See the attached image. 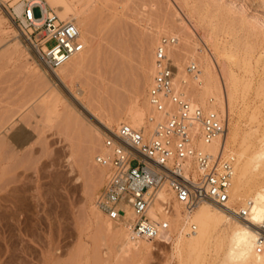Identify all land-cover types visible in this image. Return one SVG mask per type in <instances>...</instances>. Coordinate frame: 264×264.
Wrapping results in <instances>:
<instances>
[{
  "label": "rangeland",
  "instance_id": "rangeland-1",
  "mask_svg": "<svg viewBox=\"0 0 264 264\" xmlns=\"http://www.w3.org/2000/svg\"><path fill=\"white\" fill-rule=\"evenodd\" d=\"M8 3L15 8L14 3ZM84 10V23L86 27L88 25L87 32L90 34L87 55L91 57L69 81V91L60 80L53 79L56 81L54 82L52 76L43 81L37 69L42 65L25 40L20 41V54L11 53L15 41L14 34L21 31L17 22L0 7V104L15 101L16 105L22 102L24 107L26 106L29 118L24 128L29 137L22 151L31 149L30 152L35 154L32 156L35 158L34 162L30 152H26L32 158L29 157L27 160L30 162L26 163H31L34 168L32 165L28 166L29 169L25 172L28 176L23 175L25 177L21 176L20 180L31 177L23 179L31 182V179L41 181L53 177L51 169V173L45 170L48 173L44 175V171L39 170L37 166L46 159L50 162L58 153L57 156H61L52 159L58 160V163L54 162L55 165L51 168L53 172L54 168L58 170L60 163L67 171L63 178L65 182L52 189L51 198L47 196V190L40 191L43 195L41 194L38 202L42 203L43 207L39 204L36 209L24 211L19 215L16 213L15 216L13 208L11 210L8 206H2L3 202L0 203V264H65L68 261L75 263L79 257L78 251L81 252L85 245H88L92 254L90 264L97 263L94 261L99 259L103 235L108 228L106 224L114 226L119 223L118 220H109L95 206L96 195L105 184L108 169L98 165L94 155L103 149L102 139L105 133L117 125L112 123L111 128L107 129L101 119L112 113L111 111L122 110L137 89L140 91L139 101L146 100L153 76V73H148L144 78V71L148 66L147 57L153 56L155 45L163 36L176 37L179 42L177 30L169 29L170 23L176 22L179 17L176 13L190 15L198 35L191 36L190 42L196 43L199 52L204 55H207V49L214 52L217 67L220 68L222 62L232 82L236 83L233 111H228L225 119H228L227 128L235 124L241 134L246 135V144L239 149L229 146L223 152L233 157L235 171L237 152L243 151L244 157L252 156L249 163L251 170L246 184L243 185L245 191L256 181L264 179V157L254 156L255 153L264 152V149H261L264 146V0H123L122 6L116 5L113 0H98L93 4L89 2ZM34 14L38 16L37 9ZM152 27H160V32L153 35ZM52 45L53 41L48 43L49 47ZM167 56H170L172 65L175 64L177 68L172 53H167ZM184 58L178 59V64L186 70L190 61L187 57ZM187 75L189 78L192 76L190 73ZM71 91L72 95L69 94ZM17 96L20 98L16 100ZM195 106L206 109L200 104ZM214 111L225 115L218 104ZM148 115L149 113H146V116ZM70 116L77 120L74 121L77 126L67 128ZM91 128H96L99 133V142L94 146L88 144L90 139L87 130ZM72 142L82 153L78 154V149L70 147ZM43 147H46L44 153L34 151L42 150ZM253 165H257V168L254 169ZM23 166L18 167L15 172L24 171ZM2 171L3 166L0 172ZM41 175L42 178L39 177ZM97 175L99 178L95 179ZM0 180L2 181V178ZM93 180L94 184L91 186ZM246 194L240 199L232 200L236 208L244 206L243 203L248 199ZM175 204V201L172 202L171 207ZM179 207L184 212L180 205ZM70 225L75 226V244L70 246V250L63 252L61 259L54 257L53 246L59 243L61 231L67 229L66 227L70 228ZM215 232L223 234L220 230ZM116 241L114 239L109 243V260L106 264H216L213 244L200 249V252L197 250L198 253L195 251L196 254L192 253L193 256L191 254L190 257L183 245H176L175 236L169 242L154 240L149 251H131L125 254L121 253L120 243ZM96 257L97 259H94Z\"/></svg>",
  "mask_w": 264,
  "mask_h": 264
},
{
  "label": "bare ground",
  "instance_id": "bare-ground-1",
  "mask_svg": "<svg viewBox=\"0 0 264 264\" xmlns=\"http://www.w3.org/2000/svg\"><path fill=\"white\" fill-rule=\"evenodd\" d=\"M4 1H11L12 3H14L16 5L15 10L17 14L21 12L22 8H21V3H18L19 0H4ZM102 1L110 2L112 0H102ZM113 1L116 5L121 4L122 6L123 0H113ZM46 2L52 8L55 9V11L57 12L58 16L61 19L71 20L76 23V25L81 31V40L84 44V49L82 52L73 56L68 62L60 66L54 72L51 73L47 72L42 66H38L37 69L40 72V74L38 75L43 77V81L44 79L47 80V77L52 76L51 78L52 80L53 79L60 80L63 84H65L67 89H69L70 91V86L68 85L69 81L78 71H80L90 61V57H91V55L90 57L87 55V48L89 46L88 35L90 36V34H88L87 32L88 25L86 27L84 23V17L86 15V10H84V7L87 6L89 2H92L93 4L94 2H98V0H46ZM176 14L179 16L178 19L175 20L177 23L171 22L170 23L171 25L169 24L170 25L169 29L173 30L175 28L177 30L178 32L177 36L179 42L176 40V42L172 45L174 48L171 46L170 49H168L167 51L168 54L172 53V55L175 58L174 60H176V64H177V68H175L176 67L174 66L175 64L173 65V86L177 92L176 94H178L183 100L191 103L192 105L200 104L206 109L214 110L216 109V105L218 104V106L225 112V116L227 118L226 113L232 110L234 107L232 102L235 96L236 83L234 81L232 82V79H230L229 75L225 71V65H223L222 62L220 64L221 65L220 68L217 67V64L214 61V57H213L215 56L213 55L214 52L207 49L206 51L207 55H204L203 53L199 52L198 47H196L197 46L196 43L190 42L189 39L191 36L193 37L198 36L197 27L193 23L192 19L189 17L190 15L182 14V13L181 14L176 13ZM89 28L94 29L91 26H89ZM163 31H165V29ZM151 32L153 33V35H157L160 32V27H154L151 30ZM13 38L15 41H14V46H12L13 51L11 50L12 51L11 53L18 54L20 52L19 48L21 46L20 43L21 39L25 40L27 44H28V40L26 39L24 34L20 32L15 33ZM31 50L36 55L32 47ZM182 57L185 58L187 57L190 63L196 64L198 66L199 72L196 73L195 75H192L189 78V76L187 75L188 74L187 69L184 70L182 66L178 64V62L180 61L178 59H181ZM146 61L148 62V66L146 69L144 67L145 69L144 78L145 75H147L148 73L152 74L154 71L153 70L154 55L153 56L151 55V57L148 56ZM138 83L141 84V82ZM187 84L189 85L188 87ZM69 94L72 95L73 94L72 91L71 93L69 92ZM139 95H140L139 89L135 90L129 102L125 104L124 108L122 107V110L116 109L114 112L111 111L112 113L110 114L108 113L109 115H106L105 118L101 119L102 123H104L105 125V128L107 129L111 128L112 123H117V125L120 123H127L132 127L141 130L145 136L153 137L154 132L158 130L159 125L163 123V112L152 110L151 106L148 103L147 98L143 102L139 101ZM18 97L20 98V96H17L16 100L18 99ZM3 98L7 99L5 97ZM25 107L24 104H22V102L21 104L16 105L15 101L2 102V104H0V170L2 169L3 166V171L0 172V179L2 178V181L0 180L1 181L0 203L3 202L4 204L2 206L4 207L8 206L10 207L9 209L13 208L15 211L14 215L16 213L19 215V213L22 214L24 211H30L36 209L37 207H39L38 206L39 204L42 206V203L38 202L41 194L47 190L46 192L47 196L48 197L50 196L51 198V193L53 191L52 189L57 187L58 184H60L61 182H65L63 181V178L65 173L67 172L62 168V166H60V163L58 170H56L57 168H54L55 171L53 172L51 168L53 165H55L54 162L56 163L58 161L56 159H58V157L61 156V155L57 156L59 154L58 153L55 156L57 158L54 159L53 161L52 159L55 157H53L50 162H47L46 161L47 159L43 160L44 162L41 161L40 165L37 166L39 170L44 171L43 173L44 175L48 173L51 169L53 173V177H51L48 180L43 179L41 181L40 180L38 181L37 179L34 180L31 179V182L33 183H31L30 181H27L28 182L27 183L26 181L23 180V179L27 180V178H31V177L22 178L21 179L22 181L20 180V177L26 175L27 174V173L25 174L26 170L29 169V167H31L32 165L31 163H29V165L28 162L26 163V161L30 162V160H27L29 159L30 154L31 157L35 156V154H32V152H30L31 149L26 151V152H30V154L26 153L24 151L25 149L22 151V148H24V145L27 142L26 140L29 137L28 136L29 134L26 132V129L24 128L29 118L27 116L28 113H26L27 109ZM146 113H149V115L146 116ZM93 115L96 116L95 113H93ZM71 116L67 124V128L69 127L71 128L72 126L74 127L77 126V123L75 124L77 120L73 119L74 117L72 118ZM80 123L83 125V122L80 121ZM87 134H88V138L90 139L89 140L90 143L88 142V144H91L92 146L97 145V143L99 142V133L96 130V128L95 129L91 128L87 130ZM245 144H246V135L245 134L242 135L235 124H232L230 128H227L226 126L225 132L220 137H217L215 140H213L208 144L203 143L201 140L195 143L196 147L212 153L216 152L217 149H219V151L224 153L223 150H225L229 146H231V148L232 147H237L238 149L243 148L242 146H244ZM70 147L74 149L79 148L73 142ZM45 149L46 147L45 148L43 147L42 149L43 151L42 150L39 151L34 150V151L44 153ZM55 149L57 148L55 147ZM261 149H264V146H262ZM80 150H81V145H80ZM102 152L103 149L101 148V151H98L94 156H97ZM77 153L79 154L82 152L79 151ZM41 156H43V154ZM254 156L264 157V152L258 154L255 153ZM229 157L232 156L230 155ZM40 158L41 157H39L38 159L41 160ZM251 158L252 156L244 157L243 151L237 152V159H236L237 165L235 167L236 171L234 170V177L231 185L232 200L234 198L240 199L244 193L245 194L247 193L246 195L248 196V199L245 200L243 205L250 212L248 220L232 221V219L226 214H224L219 207L209 202H201L192 211H184V212H182L179 205L176 203L174 206H172V210L165 211V209L162 206V203L169 202V200L172 197V194L170 192H166L163 189L155 194L154 203L149 206V210H148L149 216H153L155 213H157L161 218L165 219L169 223V228L167 230H162L161 234L157 239L169 242L175 236V239L177 240L176 245L179 244V247L180 245H183L184 249H186L189 256L192 253L195 255L196 253L200 252L202 248L204 249L207 246L213 244L214 247L213 250L216 256L215 258L216 264H264V251H262L261 253L255 252L256 228L258 224L262 220H264V179H260L256 181L252 185V187L247 189L246 191L243 189V185L246 184L247 176L251 170V167H249V163L252 161ZM34 159L35 158H33L32 160ZM255 159H259V158H255ZM23 162L26 163L24 164V166L21 165ZM22 166L25 169L24 171L20 169L22 172L20 173H18V171L15 172V170L18 167H22ZM190 166H191V160L189 159L186 162V167L189 168ZM252 167L256 169L257 165H253ZM45 170H48V172L47 171L45 172ZM51 171L49 173H51ZM97 174L100 175L99 172ZM42 175L39 177L42 178ZM98 175L95 176V179L99 178ZM235 175H236V180H235ZM93 184H94V180L92 181L91 186H93ZM40 191L43 192L41 193ZM31 200L32 201L34 200V203H32ZM0 209H2V207ZM39 210L40 208L38 209V211ZM7 213H10V211H7ZM25 220L27 221V219ZM131 220H132L131 212L129 209H126V215L124 217H119L118 219L119 223H117L114 226L108 223L106 224L108 228L106 233L103 235V240L101 243L102 247L100 249L101 252H99L100 255L96 254L97 256L99 255L98 256L99 259H97V257L94 258L97 259L94 261V263H96V261H97L96 264H106V262H108L109 243H111L114 239L117 240L116 241L117 243L119 241L120 243L119 249L123 254L131 251L146 252L150 250V248L152 247V242L156 239L145 240L141 238H134L132 234L129 233L131 232L129 231ZM9 224L10 222L8 223V225ZM66 228L67 229L65 230L63 229L61 231L60 234L61 239L58 241L59 243L53 246L52 252L54 257L57 258L62 257L63 252L70 250V246L75 244V240H74L75 226L72 225L70 228L68 227ZM188 228H190V231H188ZM215 230H220L223 232V234H216ZM78 245H80V243ZM81 250H82L81 252L78 251L79 257L75 263H68L69 262L68 260H67L68 262L65 261L66 263L65 262L64 263L90 264L91 262L90 256L92 254H90L88 245L87 246L85 245L83 248H81ZM195 251L196 253H194ZM193 254L191 256H193Z\"/></svg>",
  "mask_w": 264,
  "mask_h": 264
},
{
  "label": "built area",
  "instance_id": "built-area-1",
  "mask_svg": "<svg viewBox=\"0 0 264 264\" xmlns=\"http://www.w3.org/2000/svg\"><path fill=\"white\" fill-rule=\"evenodd\" d=\"M8 2L0 0V7L17 22L45 71L54 72L83 51L81 31L76 23L61 19L46 0H19L22 8L19 14ZM36 9L38 16L34 14ZM176 40L173 36H163L154 48V71L146 96L154 110L163 112V123L154 136H145L141 130L120 123L105 133L103 152L94 158L98 165L108 169L95 206L112 221L124 217L129 209L134 238L154 240L169 228V223L159 214L148 215L155 194L163 189L172 194L169 202L162 203L165 211L172 210L174 201L184 211L209 202L235 221L248 220L250 215L246 207L236 208L231 199L233 157L219 149L212 153L195 145L199 140L208 144L220 137L227 122L224 114L192 105L176 94L173 65L167 56ZM186 69L192 75L199 72L194 63H189ZM262 251L264 220L258 224L255 237V252Z\"/></svg>",
  "mask_w": 264,
  "mask_h": 264
}]
</instances>
